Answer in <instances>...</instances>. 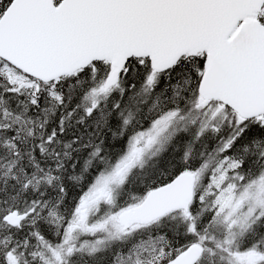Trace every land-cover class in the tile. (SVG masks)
I'll list each match as a JSON object with an SVG mask.
<instances>
[{
    "label": "snow or ice",
    "instance_id": "6c2138e0",
    "mask_svg": "<svg viewBox=\"0 0 264 264\" xmlns=\"http://www.w3.org/2000/svg\"><path fill=\"white\" fill-rule=\"evenodd\" d=\"M0 264H264V0H0Z\"/></svg>",
    "mask_w": 264,
    "mask_h": 264
}]
</instances>
